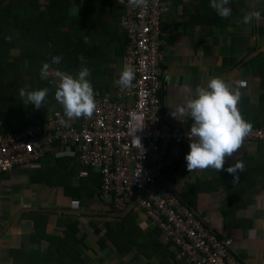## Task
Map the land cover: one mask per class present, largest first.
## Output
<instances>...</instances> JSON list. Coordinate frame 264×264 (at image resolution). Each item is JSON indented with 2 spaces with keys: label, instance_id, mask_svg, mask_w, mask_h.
<instances>
[{
  "label": "crops",
  "instance_id": "crops-1",
  "mask_svg": "<svg viewBox=\"0 0 264 264\" xmlns=\"http://www.w3.org/2000/svg\"><path fill=\"white\" fill-rule=\"evenodd\" d=\"M165 1L171 11L162 21V69L166 77L162 95L163 118L173 124L184 122L191 125V119L183 118L178 109L194 96L199 87H206V82L215 76L229 84L235 80L245 82L240 89L241 98L237 108L252 128L261 126L264 122V0H229L226 6L231 9V15L227 18L217 15L209 6L210 0ZM28 4L29 0H22L23 23L26 9H30ZM119 6L122 13L117 20L118 25L114 26L116 7ZM79 11L83 14L77 17ZM252 11H258L260 18L248 24L243 23V17ZM69 12L86 26L87 31L92 25H95L99 34L108 29L110 34L104 33L99 42L105 47L116 39L112 35L123 34L120 20L124 13L119 0H72ZM7 15L0 18V106L11 101L5 99L3 94L8 96L9 91L14 92L25 82L16 81L14 74L20 70L21 74L27 75L29 71L27 61L25 66L22 61L20 68L14 69V56L18 55L16 38L19 36L14 35L13 23ZM29 15H34L33 9L29 10ZM37 23V42L43 43L39 38L43 33V29L39 28L43 24L39 18ZM31 24L29 20L26 21L25 36H22L21 52L24 54L29 52V44H25L24 40H30ZM110 49L115 58L111 64L114 68L98 84L93 82V90L106 88L111 91L118 86L115 82L112 84V76L119 78L121 50L118 45ZM37 51L39 53V47ZM41 51H45L44 47H41ZM39 67H36L33 74L39 73ZM57 110L61 109L57 107ZM26 112L23 111L21 115L28 117L30 114L25 115ZM45 120L17 118L9 113L7 118H0V131H13L17 130L19 124L24 123L27 127L31 123ZM188 151L189 146L175 148L169 153L162 185L193 205V210L219 236L233 239L234 252L245 264H264V144H243L233 157L225 158V170L216 172L209 168L189 173L184 159ZM50 160L56 166V159L49 157L42 160L39 167H20L0 174V264H8L12 257L19 259L18 250L27 251L25 255H29L30 250H44L47 247L46 241L40 238L50 234L61 235L75 222L80 231L71 242L82 264H103L104 259L105 264H108L106 256L114 257L109 264H189L176 257L172 243L174 260L166 258V251L155 252L150 249L152 255L149 258L145 252L138 253L137 249L123 255L112 246L96 248L95 230L104 232L105 225L116 220L110 218H118L110 202L99 197L98 204L93 205L92 199L100 188L99 176L91 173L89 177H81L83 167L78 159L65 160V165H59V168L53 167ZM237 161L243 162L244 171H237L239 179L234 183L233 175L226 169ZM78 163L82 168L79 178L87 182L84 188H74L69 197L65 196V189L40 183L43 179L52 180L41 170L51 164V172L62 171L61 181L69 187L73 180L71 173H67V167L71 165L75 169ZM34 171L39 172L31 178ZM92 176L97 181L94 186L91 185ZM77 202L79 207L74 204ZM136 214L140 218L139 231L155 232L167 244L162 232L152 226L143 212L137 210ZM35 227L40 235L35 233Z\"/></svg>",
  "mask_w": 264,
  "mask_h": 264
},
{
  "label": "built area",
  "instance_id": "built-area-1",
  "mask_svg": "<svg viewBox=\"0 0 264 264\" xmlns=\"http://www.w3.org/2000/svg\"><path fill=\"white\" fill-rule=\"evenodd\" d=\"M119 3L125 8L120 26L126 36L121 71L125 64L134 68V87L94 90L97 111L90 119L81 117L64 126L59 123L63 110H55L44 122L0 131V174L39 167L49 157H76L83 167L81 177L99 176L100 198L111 203L114 214L143 212L174 245L178 259L189 264H245L234 252L233 239L220 237L162 185L167 156L190 143V125L163 118L162 21L170 5L149 0L145 9L129 0ZM255 142L264 144V122L251 128L243 144Z\"/></svg>",
  "mask_w": 264,
  "mask_h": 264
},
{
  "label": "trees",
  "instance_id": "trees-1",
  "mask_svg": "<svg viewBox=\"0 0 264 264\" xmlns=\"http://www.w3.org/2000/svg\"><path fill=\"white\" fill-rule=\"evenodd\" d=\"M71 4L72 0H45L44 2H41V0H29V10L33 9L34 15H29V10L26 9V16L24 18L25 23H23L22 0H0V18H3L7 13V18L13 23L12 27L14 29V35L19 36L16 38L18 39V55L14 56V69L16 70L20 68L22 61L25 63L24 66L27 61L29 67L27 75L21 74V77L25 82H28V86L21 89L32 91L48 88L49 94L45 98V101L48 102L51 101L50 97L54 95L55 91L52 83L53 80L49 77L47 79H41L40 70L39 73L33 74L36 67L40 66L39 68H42L44 63L51 64V58L59 55L62 56L61 62L56 65H51L52 68L74 75L77 74L82 67H87L90 70L92 81L95 82V84H98V82L107 77V73H110L113 70L110 66L112 62L115 61V58L113 57V50L110 48L113 47V45H118L121 50V57L124 51V45L126 42V36L124 33L120 36L112 35L116 39L110 41L109 46L107 45L109 48L103 46L99 42H101V39L105 34H110L109 30L106 29L104 32L105 34H99L96 31L95 25H92L87 31L86 26H83L74 16H71L69 12ZM38 18L43 24V26H40L39 28L43 29V33L42 35L40 34L39 37L43 43L37 42L38 30L36 29L38 26ZM27 20H29L30 23H33L31 24L33 27H30V40H24L25 44H29L28 55L21 52L22 36H25L24 32ZM38 47L40 50L41 47H44V58L38 53ZM32 49H34V51ZM88 79H90V77H88ZM104 82L107 81L105 80ZM106 91L105 88L102 92ZM15 92H17L16 89ZM54 101L55 105L47 106L44 103L42 104V111H37L32 108L31 105L23 104L22 98L20 97V99L14 100L15 105L12 104V115L17 118H46L55 108L58 107L62 110L61 106L55 99ZM25 110H29L31 114L35 115L33 117H31V114L28 117L21 115ZM34 123L41 122L37 121ZM24 126V123L19 124L16 129L22 130L26 127ZM76 159V157H63L56 159L55 164L59 168V165H65V162L63 161H73ZM70 166L71 165H68L67 168ZM58 173L61 172L55 171L52 175ZM42 181L47 184L55 183V179L53 178L52 180L43 179ZM182 202L189 208L194 209V206L189 205L184 198L182 199ZM117 219L118 220L114 223L106 224L104 232L95 230V244L98 247L106 249L109 246H112L118 253L123 255L128 254L133 249H137L138 253L145 252L149 258L152 255L149 253L150 249L155 252L166 251V258L174 260V254L172 255V245L170 242H167V244L163 243L155 232L142 233L139 231L138 223L140 218L136 212H130L126 216L122 215ZM78 231L80 230L78 224L75 222L62 235L50 234L45 237L43 236V238L38 236V238L46 241L47 247L44 250H30L29 255H25L27 251L18 250L19 259L12 257L8 264H82L79 256L74 252V245L71 242V239H73ZM35 233L40 235L38 228L35 229Z\"/></svg>",
  "mask_w": 264,
  "mask_h": 264
},
{
  "label": "clouds",
  "instance_id": "clouds-1",
  "mask_svg": "<svg viewBox=\"0 0 264 264\" xmlns=\"http://www.w3.org/2000/svg\"><path fill=\"white\" fill-rule=\"evenodd\" d=\"M149 0H129L131 5L147 8ZM229 0H210L209 6L222 18L231 15V9L226 5ZM260 18L258 11H252L243 17V23L248 24ZM62 56L51 58V64L44 63L40 70L41 79L51 76L54 80V99L61 106L63 116L59 123L67 126L69 121L78 118L90 119L97 111L95 93L88 79L91 73L87 67H82L76 76L68 72L54 69L51 65L59 64ZM135 70L125 64L115 83L122 89L134 87ZM206 87H199L194 96L188 98L178 109L184 118L188 117L192 123L189 130V151L185 155L186 167L190 172L196 170L213 169L215 172L225 170V158L233 157L243 145L252 125L247 122L237 108L241 98L240 89L244 87L243 80H235L231 84L218 77H211ZM49 94L48 88L26 91L20 89L19 95L23 104H29L40 109ZM60 116V113H57ZM173 115V114H172ZM174 116V115H173ZM66 117L67 119H65ZM175 117V116H174ZM137 139V138H136ZM138 143L139 140L137 139ZM140 145V143H139ZM244 171V164L237 161L226 171L233 175L235 183L239 178L237 171Z\"/></svg>",
  "mask_w": 264,
  "mask_h": 264
},
{
  "label": "rangeland",
  "instance_id": "rangeland-1",
  "mask_svg": "<svg viewBox=\"0 0 264 264\" xmlns=\"http://www.w3.org/2000/svg\"><path fill=\"white\" fill-rule=\"evenodd\" d=\"M116 10H117V13H116V21L114 22V26H116V25H118L117 24V20L120 18V16H121V13H122V11H121V6H119V7H116ZM122 10H123V13L125 12V8L122 6ZM83 14V12L82 11H79L78 12V16L77 17H80L81 15ZM167 16V15H166ZM113 26V27H114ZM120 30H122L121 29V26H120ZM122 33H123V31H122ZM107 48H109L108 46H107ZM33 51H34V49H32ZM28 54H29V52H28ZM27 54V55H28ZM39 54L41 55V57L42 58H44L45 56V51H41L40 49H39ZM110 68H114V67H112V66H110ZM62 71V70H61ZM108 74V73H107ZM24 75V74H23ZM26 75V74H25ZM49 78L50 79H52L53 80V78L51 77V76H49ZM14 79L16 80V81H20V80H24L22 77H21V71L20 70H18L17 72H16V74L14 75ZM90 81H91V79H89ZM117 80V78H116V76H112V84H114V82ZM21 82V81H20ZM28 82H24L23 84H21L20 86H19V88L18 89H16V91L17 92H15V90H14V92H13V90L12 91H9V93H8V96L6 95V93L5 94H3V97L5 98V99H11V101H8V103H7V105H3V106H0V118H7V115L10 113H12V110H13V108H12V104L13 105H15V102L13 101V99L14 100H16V99H20V95H19V91H20V89L21 88H23V87H27L28 86V84H27ZM52 83H53V86H54V88H55V84H54V80L52 81ZM91 84H93V81H91ZM23 85V86H22ZM17 86V85H16ZM99 86H101V85H99ZM37 90V89H36ZM95 90H99V91H103V90H101V89H95ZM13 95V96H12ZM51 98V101L50 102H48V101H44L43 102V104L45 103L47 106H53V105H55V101H54V95H52V97H50ZM23 101V100H22ZM22 103V102H21ZM28 105H31V107L32 108H34L35 110H37V111H42V106H41V108L40 109H37V108H35V106L34 105H32L31 103H29ZM55 110H57V108H55L54 110H52V112L53 111H55ZM26 111V110H25ZM51 112V113H52ZM28 114H31L30 113V111L29 110H27V112L25 113V115H28ZM41 114L43 115V113L41 112ZM32 116L31 117H33L35 114H31ZM50 162H51V164H53L54 162L53 161H51L50 160ZM51 164L50 165H48V166H46V167H44V169H41V170H44V172L45 173H47L48 174V176L49 177H51V178H53V179H55V183H53V184H47L46 182H40V183H43V185H49V186H51V187H54V188H56V189H60V188H62V189H65V196L66 197H69L70 195H71V193H72V191L74 190V188H79V187H82V188H84L85 187V182H87V180L86 181H81L80 180V178H79V172L81 171V169H80V164L78 163L77 164V168L75 167V169H72L71 167H69V168H67V173H71V177H72V180H73V183H71V185L69 186V187H67V186H65V185H63V183H62V181H61V179H63V176H61V173H58V174H56V175H52L55 171H52L51 172ZM53 167H56V166H54V164L52 165ZM49 172H48V171ZM39 171H34V172H32V175H31V178H33L36 174L35 173H38ZM58 172H62V171H58ZM96 182V183H95ZM35 183H39V182H35ZM97 184V181L95 180V177L94 176H92V178H91V185L92 186H94V185H96ZM66 188H65V187ZM97 188V187H96ZM99 197H100V192H98V190H97V193H96V195H95V197L92 199V201H93V205H97L98 204V202H99ZM47 209L49 210V209H51V208H49V207H47ZM48 215L50 216V213H48ZM110 219H116L115 221H117L118 219L116 218V217H112V218H110ZM60 235V234H59ZM62 235V234H61ZM98 246L96 245V248H97ZM113 249V248H112ZM99 250V249H98ZM113 251H115L114 249H113ZM116 252H114V254H115ZM106 258V260L108 261V264H109V262H110V260H112L114 257H109V256H106L105 257ZM102 259H104V257H103V255H102ZM105 260V259H104ZM103 260V264H105V261Z\"/></svg>",
  "mask_w": 264,
  "mask_h": 264
}]
</instances>
